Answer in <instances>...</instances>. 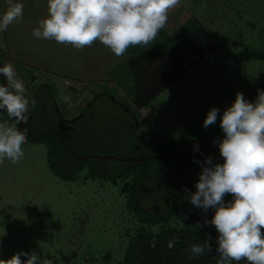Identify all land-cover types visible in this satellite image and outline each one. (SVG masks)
<instances>
[{"label":"rangeland","instance_id":"374dc122","mask_svg":"<svg viewBox=\"0 0 264 264\" xmlns=\"http://www.w3.org/2000/svg\"><path fill=\"white\" fill-rule=\"evenodd\" d=\"M13 2L23 4V15L0 31V67L13 65L26 98L34 84L53 90L57 113L69 124L70 140L64 144L72 153L52 150L50 156L66 177L49 167L50 138L26 139L19 163L0 161V260L34 251L38 264L46 259L52 264H116L126 232L138 223L127 209L125 184L136 181L130 188H136L143 213L171 212L190 201L202 160L145 158L220 154L223 112L237 92L254 102L258 90H264V57L259 47L249 45L259 42L241 28L240 0H180L168 13L166 30L177 29L194 14L213 32L219 49L138 110L131 104V84L111 81L113 67L125 54L118 57L99 41L77 49L37 39L33 29L48 18V0ZM7 7V0H0V16ZM6 84L0 74V85ZM213 107L219 109L217 121L205 128ZM147 109L154 115L146 116ZM212 159L213 164L224 162L223 157ZM124 172L132 176H121ZM232 200L231 194L225 196L226 203ZM108 251L112 255L105 261Z\"/></svg>","mask_w":264,"mask_h":264},{"label":"clouds","instance_id":"9594fccd","mask_svg":"<svg viewBox=\"0 0 264 264\" xmlns=\"http://www.w3.org/2000/svg\"><path fill=\"white\" fill-rule=\"evenodd\" d=\"M6 12L0 16V31L23 15V4L7 0ZM180 0H48V18L33 29L37 39L71 44L77 49L99 41L116 56H123L129 47L149 45L168 21V13ZM7 81L0 85V111H6L15 122H0V161L5 158L19 163L24 156L25 132L17 125L26 123L30 107L24 83L17 78L12 64L0 67ZM219 109L209 110L204 127L216 123ZM224 138L218 141L223 163L213 164L205 158L196 191L190 202L204 213L215 209L211 224L219 233L217 264L246 260L247 264H264V90H258L254 102L237 92L234 103L220 119ZM194 162H198L195 161ZM231 194L232 201L225 202ZM197 226H201L197 222ZM175 246L170 241L169 248ZM195 259L212 252L209 241L192 244L188 249ZM21 256L27 257L22 260ZM36 252H19L0 264H38ZM43 264H52L44 260Z\"/></svg>","mask_w":264,"mask_h":264},{"label":"trees","instance_id":"16d2710c","mask_svg":"<svg viewBox=\"0 0 264 264\" xmlns=\"http://www.w3.org/2000/svg\"><path fill=\"white\" fill-rule=\"evenodd\" d=\"M240 4L237 3V6L244 18L241 28L245 27L253 39L259 42L251 41L249 45L259 47L264 57V50L261 48L264 46V0H240ZM218 49L219 42L213 32L207 29L196 15L191 14L171 33L161 29L149 45L129 47L125 52V59L113 67L111 81L122 86L127 82L131 84L129 89L131 104L139 110ZM32 89L28 99L30 103L35 99L36 105L30 107L28 120L22 125L28 133L38 134L47 131V134L38 137L25 132L26 139L53 140L54 143L52 142L51 148L47 151L49 167L60 177H66V173L57 170L56 163L51 161L50 156L52 150L70 155L63 146V142L67 143V140H70L68 121L64 122L61 115H58L57 107L51 99L53 90L50 87L34 84ZM3 121L15 122L8 117L6 111H0V122ZM17 127L24 132L20 124ZM140 144L142 146V143ZM211 155L216 160L222 159L216 152ZM125 174L127 177L132 176V172H124L121 176ZM135 182L129 181L124 187L127 189V209L132 212L138 223L134 230L126 232L123 255L116 264H217L219 253L216 252V248L219 233L211 224H204L205 219L210 221L214 216L215 209L210 208L204 213L189 201L171 212L143 213V208L135 196L136 188L133 190L130 188ZM179 218H182V224L177 221ZM198 221L202 227L197 226ZM173 240L175 246L169 248L168 244ZM205 241L211 243L212 252H206L195 259L190 258L191 253L188 251L190 246L196 243L203 244ZM111 255L108 251L104 256L105 261H110ZM232 264H247V261H233Z\"/></svg>","mask_w":264,"mask_h":264},{"label":"water","instance_id":"95a60500","mask_svg":"<svg viewBox=\"0 0 264 264\" xmlns=\"http://www.w3.org/2000/svg\"><path fill=\"white\" fill-rule=\"evenodd\" d=\"M20 126H21V128L24 130V132H26V134H29V135H33V136H38L39 134H32V133H28L25 129H24V127H23V125H22V123H20ZM58 134L60 135V133L58 132ZM63 146H64V148H65V150L66 151H70L69 149H68V147L64 144V142H63ZM71 152V151H70ZM72 153V152H71ZM77 157H80V158H82V157H84V156H77ZM153 158H166V159H187V158H194V159H200V160H202L203 162H205V157H203V156H201V155H177V156H159V155H152V156H149V157H147V158H145V159H153ZM122 159V158H121ZM131 160H138L137 158H130Z\"/></svg>","mask_w":264,"mask_h":264},{"label":"crops","instance_id":"0c3cea01","mask_svg":"<svg viewBox=\"0 0 264 264\" xmlns=\"http://www.w3.org/2000/svg\"><path fill=\"white\" fill-rule=\"evenodd\" d=\"M163 29H164L165 32H167V33H171L173 30H175V29H172V30H166V27H164ZM143 108H144V107H143ZM139 112H142V111H139ZM145 113H146V116H147V115H151V116L154 115V112H152V111H150V110H148V109L145 111ZM141 120H142V119H141Z\"/></svg>","mask_w":264,"mask_h":264},{"label":"flooded vegetation","instance_id":"af4514ba","mask_svg":"<svg viewBox=\"0 0 264 264\" xmlns=\"http://www.w3.org/2000/svg\"><path fill=\"white\" fill-rule=\"evenodd\" d=\"M59 132V131H58ZM60 133V132H59Z\"/></svg>","mask_w":264,"mask_h":264}]
</instances>
